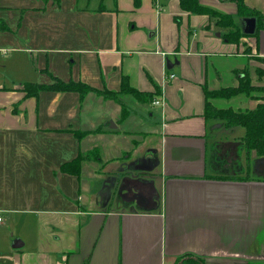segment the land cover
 I'll use <instances>...</instances> for the list:
<instances>
[{
  "label": "crops",
  "instance_id": "0c3cea01",
  "mask_svg": "<svg viewBox=\"0 0 264 264\" xmlns=\"http://www.w3.org/2000/svg\"><path fill=\"white\" fill-rule=\"evenodd\" d=\"M199 2L243 28L236 3ZM222 33L180 0H0V264L264 261V160L250 152L251 174L242 136L206 116V92L264 69V30L239 44ZM123 77L153 93L127 96L126 117L93 92L23 91L118 92Z\"/></svg>",
  "mask_w": 264,
  "mask_h": 264
},
{
  "label": "trees",
  "instance_id": "16d2710c",
  "mask_svg": "<svg viewBox=\"0 0 264 264\" xmlns=\"http://www.w3.org/2000/svg\"><path fill=\"white\" fill-rule=\"evenodd\" d=\"M44 2L52 1L59 3L60 0H43ZM236 3L238 8L237 17L241 19H256V30L253 34H248L243 31L236 21V17L221 13L213 8L200 4L199 0H180V5L184 11L193 14L208 15L212 22L222 30V38L230 44H239L242 39L247 37H256L261 30H264V13L252 9L246 5L245 0H230ZM135 7L138 8L141 0H134ZM250 48L247 47V51ZM260 64H264V58H255ZM240 76V75H239ZM237 86L225 87L216 91L206 92V116L214 119L224 121L227 127H242L245 129V136L242 139L243 149L247 157L250 158V152L255 150L259 157H264V69L261 67L254 68V76L256 81L263 83V85L255 84L250 71L246 68L241 72ZM41 90H49L56 92H77L81 98H84L88 93L93 92L105 100H113L122 105V115L126 117L129 110L124 103L127 96H133L136 100L142 103H150L153 99V93L139 91L129 84L128 77L122 78L120 91H110L108 89L99 90L83 82L70 81L68 83L59 81L54 85L42 86L38 84L27 83L23 86L27 96H36ZM245 96L246 98L258 101L254 109L238 112L231 107L217 108L213 105V100L216 99H233L236 97ZM100 131V130H98ZM93 155L98 159L97 151L83 155L77 159L80 162L87 159L88 156ZM248 158V159H249ZM251 169V163L248 164ZM249 169V168H248ZM78 172V171H77ZM192 259V258H190ZM197 264H206L203 260H198ZM185 262H178L177 264H184ZM240 264H263L261 262H243Z\"/></svg>",
  "mask_w": 264,
  "mask_h": 264
},
{
  "label": "rangeland",
  "instance_id": "374dc122",
  "mask_svg": "<svg viewBox=\"0 0 264 264\" xmlns=\"http://www.w3.org/2000/svg\"><path fill=\"white\" fill-rule=\"evenodd\" d=\"M3 69L4 68H0V72H2ZM246 71H250V73L252 75V78H253V81L255 83L256 82V76H254V69H253V67L246 68ZM4 77H9V76H4ZM239 98H242V99H236V98H233V99H230V100H228V99H222V98L221 99H217L218 100V102L216 101L217 104H219V102H222L220 104V107H217V108H227V107H231V108L235 109L238 112H244L246 109L250 108L249 100H246V97L245 96H242V97H239ZM244 101H246L247 104L239 107L238 105L241 104V102H244ZM213 102L216 103L215 101H213ZM216 120H217V122L220 123L221 126L224 127L225 130L226 129H229V127H227V125H225L224 121H220V119H216ZM230 128H231L230 130H234V128H235L236 131L234 130V135L236 137H239V135H240V136H242V139H243V137L245 136V133H246L244 128H242L240 126H238V127H230ZM241 156H243L242 160H243V164H244L245 168H246V166L249 167L248 164L250 163V160L251 159L249 157H247V154H246L245 150H243V152L241 153ZM259 158H260L259 160H262V159L264 160V157H259ZM250 170L252 172L251 174H254V171L252 170V168ZM246 173L243 172V176H245ZM262 175H263L262 173L258 174V176L264 177ZM261 263L264 264V261L262 260Z\"/></svg>",
  "mask_w": 264,
  "mask_h": 264
},
{
  "label": "water",
  "instance_id": "95a60500",
  "mask_svg": "<svg viewBox=\"0 0 264 264\" xmlns=\"http://www.w3.org/2000/svg\"><path fill=\"white\" fill-rule=\"evenodd\" d=\"M255 30H256V19H254V18L244 19L243 31L248 33V34H253L255 32ZM217 36H220V33H218ZM173 65H174L173 62H171L170 60L167 61L168 69H172ZM112 124H113V122H111V125ZM122 192H123L122 189H120V194H122ZM15 248H19V246L17 245V246H15Z\"/></svg>",
  "mask_w": 264,
  "mask_h": 264
},
{
  "label": "built area",
  "instance_id": "2783aa9c",
  "mask_svg": "<svg viewBox=\"0 0 264 264\" xmlns=\"http://www.w3.org/2000/svg\"><path fill=\"white\" fill-rule=\"evenodd\" d=\"M174 77V75H171V78H173ZM155 105H158L159 103H160V101L157 99V100H155L154 102H153ZM0 220H1V218H0Z\"/></svg>",
  "mask_w": 264,
  "mask_h": 264
},
{
  "label": "flooded vegetation",
  "instance_id": "af4514ba",
  "mask_svg": "<svg viewBox=\"0 0 264 264\" xmlns=\"http://www.w3.org/2000/svg\"><path fill=\"white\" fill-rule=\"evenodd\" d=\"M140 197H137V198H139V200L141 199H143V195H139ZM135 197V196H134Z\"/></svg>",
  "mask_w": 264,
  "mask_h": 264
}]
</instances>
